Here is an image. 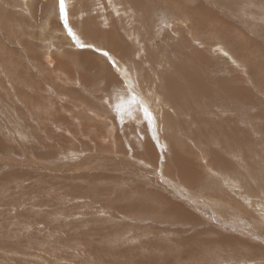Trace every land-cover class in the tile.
<instances>
[{
    "label": "rangeland",
    "instance_id": "374dc122",
    "mask_svg": "<svg viewBox=\"0 0 264 264\" xmlns=\"http://www.w3.org/2000/svg\"><path fill=\"white\" fill-rule=\"evenodd\" d=\"M23 2L0 264H264V0Z\"/></svg>",
    "mask_w": 264,
    "mask_h": 264
},
{
    "label": "bare ground",
    "instance_id": "6f19581e",
    "mask_svg": "<svg viewBox=\"0 0 264 264\" xmlns=\"http://www.w3.org/2000/svg\"><path fill=\"white\" fill-rule=\"evenodd\" d=\"M23 1H24L23 3H25V5H26V3H27L28 1L30 2L31 0H23ZM66 1H67V0H65V2H66ZM66 6H67V3H66ZM82 16H83V15H82ZM74 29H75V28H74ZM76 30H77V29H76ZM78 31H79V30H78ZM76 32H77V31H76ZM80 34H81V33L77 34V36L79 35V37H81ZM73 39H74V38H73ZM75 40L77 41V39H75ZM79 40L84 41V39H82V38L79 39ZM73 42H74V41H73ZM76 43H78V42H76ZM178 77H179V76H178ZM128 85H129V87H130V84H129V83H128ZM130 90H131V91H134L131 87H130Z\"/></svg>",
    "mask_w": 264,
    "mask_h": 264
},
{
    "label": "snow or ice",
    "instance_id": "6c2138e0",
    "mask_svg": "<svg viewBox=\"0 0 264 264\" xmlns=\"http://www.w3.org/2000/svg\"><path fill=\"white\" fill-rule=\"evenodd\" d=\"M63 6H64V0H60V7L63 10ZM105 55H107V53H105Z\"/></svg>",
    "mask_w": 264,
    "mask_h": 264
}]
</instances>
